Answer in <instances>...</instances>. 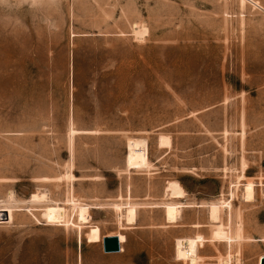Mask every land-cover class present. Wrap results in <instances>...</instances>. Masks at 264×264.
Here are the masks:
<instances>
[{"label": "rangeland", "instance_id": "rangeland-1", "mask_svg": "<svg viewBox=\"0 0 264 264\" xmlns=\"http://www.w3.org/2000/svg\"><path fill=\"white\" fill-rule=\"evenodd\" d=\"M129 139L148 168L128 167ZM37 192L68 218L88 205L89 224L48 226ZM9 193L0 264H190L176 241L199 235L197 264H260L264 0H0V206ZM94 226L122 252L88 243ZM216 228L239 240L210 241Z\"/></svg>", "mask_w": 264, "mask_h": 264}, {"label": "bare ground", "instance_id": "bare-ground-1", "mask_svg": "<svg viewBox=\"0 0 264 264\" xmlns=\"http://www.w3.org/2000/svg\"><path fill=\"white\" fill-rule=\"evenodd\" d=\"M254 5H257V4L254 3ZM141 32H143L144 34L146 33L144 31H141ZM127 148H128V155L126 158V163L128 167L135 169V170L141 169V168H148L149 162H148V156H147L146 140L129 139L127 142ZM167 189L170 191L171 197L173 199H182L185 196L184 190L176 182H172L168 184ZM244 189H245L244 198L246 199V201H252L253 195H254L253 184L248 183ZM232 196H230V198ZM12 199H14V194L9 193L7 200L1 202L2 205L0 206V214L4 215V218L2 220L5 221V222L1 221L3 222L2 224H8L12 222L14 212L18 210L14 208L15 205L14 206L12 205V202H11ZM30 203L33 205L32 207H36V205H43L44 209L42 212V216L46 220V222L49 224L48 226H51V227H62V226L71 225V226H74L79 232H81V230L85 226H87L91 220V217H90L91 207L85 204H80L76 200H72L71 204H72L73 213L69 218H68V215L65 209L60 207L56 202L55 203L52 202L45 194H41L39 192H37V194H33L31 196ZM225 204H226V207L230 211L231 202H227ZM181 208H182L181 204L166 205L164 207V215H165L166 220L169 222H175L178 216L180 215ZM136 211H137V208L135 205L128 204V208L124 216L127 223L132 224L135 222ZM209 219L213 223L220 222V207L217 204H211L209 206ZM73 220H75L76 223H74ZM115 237L119 239L120 248H121V245H123L126 241L125 237L121 234H117ZM85 238H86V241L90 244H96V243L101 242L102 239L100 236V229L95 226L91 227L89 232L86 234ZM236 240H239V239L235 237L234 235H231L230 233L222 230L221 228H216L213 231L212 238L210 241L212 242L225 241L229 243V246H230ZM205 242L206 240L200 235L194 238L178 239L176 241V250H175L178 260L187 261L190 264H197L199 262L198 251ZM120 251H122V249Z\"/></svg>", "mask_w": 264, "mask_h": 264}, {"label": "water", "instance_id": "water-1", "mask_svg": "<svg viewBox=\"0 0 264 264\" xmlns=\"http://www.w3.org/2000/svg\"><path fill=\"white\" fill-rule=\"evenodd\" d=\"M102 243L105 254H117L121 250L119 239L115 236L103 238ZM260 264H264V257L261 258Z\"/></svg>", "mask_w": 264, "mask_h": 264}, {"label": "built area", "instance_id": "built-area-1", "mask_svg": "<svg viewBox=\"0 0 264 264\" xmlns=\"http://www.w3.org/2000/svg\"><path fill=\"white\" fill-rule=\"evenodd\" d=\"M2 217L4 218V215L3 214H0V219H2Z\"/></svg>", "mask_w": 264, "mask_h": 264}, {"label": "crops", "instance_id": "crops-1", "mask_svg": "<svg viewBox=\"0 0 264 264\" xmlns=\"http://www.w3.org/2000/svg\"><path fill=\"white\" fill-rule=\"evenodd\" d=\"M120 252H122V251H120Z\"/></svg>", "mask_w": 264, "mask_h": 264}]
</instances>
